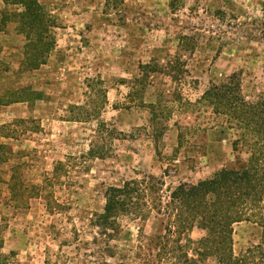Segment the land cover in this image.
<instances>
[{"label": "rangeland", "instance_id": "obj_1", "mask_svg": "<svg viewBox=\"0 0 264 264\" xmlns=\"http://www.w3.org/2000/svg\"><path fill=\"white\" fill-rule=\"evenodd\" d=\"M41 2L57 26L55 47L39 68L22 69L26 39L15 23L0 29V94L23 89L29 96L0 106V125L22 121L2 139L10 156L0 164L3 251L13 264H171L148 244L165 233L164 205L149 206L144 219L121 215V234L106 244L92 218L110 186L145 178L165 204L181 183L250 158L248 143L234 145L241 131L202 96L237 73L241 98L264 104V0H116L107 11L104 0ZM150 61L157 71L134 85ZM150 104L158 105L155 121ZM106 124L118 131L112 141ZM20 165L25 185L53 195L60 205L54 213L43 196L21 208L12 201L10 178ZM257 221L234 225L235 254L264 247V219ZM188 234L195 243L206 232L194 226ZM194 248L186 247L194 264H220ZM255 263L264 264V254Z\"/></svg>", "mask_w": 264, "mask_h": 264}, {"label": "trees", "instance_id": "obj_2", "mask_svg": "<svg viewBox=\"0 0 264 264\" xmlns=\"http://www.w3.org/2000/svg\"><path fill=\"white\" fill-rule=\"evenodd\" d=\"M4 7L0 10V29L10 23H15L16 30L26 39L22 69L30 71L39 68L47 62L55 47L53 28L56 27L55 16L47 10L41 0H2ZM106 11L116 8V0H104ZM107 14V13H106ZM1 53V49H0ZM171 62V61H169ZM1 63V61H0ZM155 61L141 64V76L134 82L144 85L151 72L157 71ZM171 64V63H169ZM167 66V65H166ZM175 66V65H174ZM171 67V66H170ZM171 68H174L173 66ZM237 73H233L225 82L212 84L202 98L215 113H224L228 122L240 130V142L248 143L252 148L250 158L239 166L223 167L213 176L201 179L195 183H181L172 192L169 200L163 204L158 190L148 179L126 180L121 186H110L105 192L103 211L94 213L92 225L98 228V234L111 239L121 234L118 218L121 215H133L144 219L150 209L161 211V206L167 213L169 222L165 233L150 237L149 245L158 248L156 256L160 255L172 261L178 256L180 264H194L186 247L194 245L198 254L216 256L220 264H262L255 263L256 258L263 255V244L248 247L237 255L233 249L234 225L242 221L258 223L264 219V104L244 101L236 81ZM22 89H7L0 94V106L15 102L28 101ZM32 94L31 92H29ZM28 94V93H26ZM42 94L36 93L41 99ZM158 105L150 104L151 121L157 118ZM0 125V164L9 160L8 145L2 141L11 137L12 125ZM14 131V130H13ZM118 135L113 127H107L106 139H114ZM252 138V143L249 141ZM108 149H106L107 153ZM90 152L103 157L105 152ZM62 162H58L53 172V179L59 176ZM22 166H17L10 180V197L17 207H25L31 198L43 196L49 212H55L60 206L53 195L43 185L27 186L21 179ZM49 184V183H48ZM194 226L204 229L206 234L195 243L188 232ZM184 240V241H183ZM4 239L0 224V264H13L12 253L3 251ZM110 247V246H108ZM181 252V255L178 252ZM104 264H109L105 263ZM126 264V263H120Z\"/></svg>", "mask_w": 264, "mask_h": 264}, {"label": "crops", "instance_id": "obj_3", "mask_svg": "<svg viewBox=\"0 0 264 264\" xmlns=\"http://www.w3.org/2000/svg\"><path fill=\"white\" fill-rule=\"evenodd\" d=\"M243 222V221H242ZM250 222V221H249ZM239 223H241V222H239ZM250 223H252V222H250ZM256 224V223H255Z\"/></svg>", "mask_w": 264, "mask_h": 264}]
</instances>
